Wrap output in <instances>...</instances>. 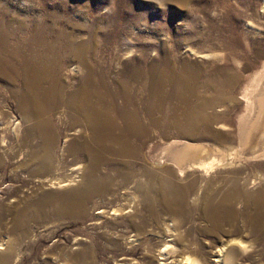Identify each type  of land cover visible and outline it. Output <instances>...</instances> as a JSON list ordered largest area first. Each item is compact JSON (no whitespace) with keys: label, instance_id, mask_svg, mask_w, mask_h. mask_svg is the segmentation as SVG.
Instances as JSON below:
<instances>
[{"label":"rangeland","instance_id":"1","mask_svg":"<svg viewBox=\"0 0 264 264\" xmlns=\"http://www.w3.org/2000/svg\"><path fill=\"white\" fill-rule=\"evenodd\" d=\"M28 36L36 44H52L56 76L66 90L86 82L94 68L120 105L121 90L129 93L149 140L142 144V158L116 161L107 155L101 169L112 179L116 167L128 172L151 166V153L173 139L194 145L189 151L191 161L228 157L244 164L250 177L253 164L260 173L264 170V118L243 147L236 126L245 109L240 98L243 88L264 62V0H0V55L7 57ZM0 66V240L11 237L16 242L9 264H173L180 260L179 253L186 252L204 264H214L213 251L226 239L239 237L247 243L257 242L247 249L232 244L228 250L234 248L233 263L264 264V219L257 237L250 232L240 202L234 207L237 215L231 225L217 227L205 219L207 176H202L205 179L190 203L187 222L174 237L179 253L166 259L157 254L161 245L158 234L165 233L163 221L167 223L173 216L160 215L156 203L151 205L154 216L144 212L156 216L149 219L152 225L148 226L154 234L142 238L149 241L148 255L142 245L128 249L123 239L114 237L117 215L112 209L117 202L109 194L110 200L101 194L94 196L82 211L78 207H72L73 213L59 211L63 195L70 190L42 185L39 176H31L22 164L29 157L27 128L31 122L24 120L20 98L13 91L24 87L21 82H9L11 77H5L8 66ZM229 75L235 80L227 89L221 84L223 76ZM180 78L188 79L182 82L184 89H196L209 101L204 111L209 119L198 128L183 115L169 111V96L179 87ZM160 79L166 82L164 88ZM207 82L211 86L204 87ZM155 89L161 90L164 110L153 105L146 109L143 104V98L147 101ZM58 135V144L68 146L61 128ZM234 150L244 151L243 156H263L231 159L237 155ZM170 160L166 158L165 165L176 170V163ZM199 174L190 169L188 178ZM80 175L74 184L82 181ZM255 182L253 188L260 185ZM98 210H104L106 218ZM0 247L1 253L5 245Z\"/></svg>","mask_w":264,"mask_h":264},{"label":"bare ground","instance_id":"2","mask_svg":"<svg viewBox=\"0 0 264 264\" xmlns=\"http://www.w3.org/2000/svg\"><path fill=\"white\" fill-rule=\"evenodd\" d=\"M42 44H36V41H32L31 36H28L15 50L10 51L14 54L6 53L7 57L0 55V65L8 66L6 69L9 74H5V77H11L9 82H21L24 87L13 91L20 98L24 120L31 122L27 128L29 157L22 164L31 176H39L42 185L68 187L70 190L68 194L63 195V205L59 207V211L73 213L72 207H78L77 211H82L94 196L101 194L109 200L112 196L117 202L112 209L117 215L114 221V237L123 239L128 249L142 245L148 255L151 248L146 242L149 241L142 238L155 232L148 226L152 225L149 219L155 215L151 205L156 203L155 207L160 211V215L164 212V215L168 213L173 216L167 223L163 221L165 233L158 234L161 245L157 254L166 259L168 255H175L178 251L174 237L178 234L177 230L182 229L187 222L191 211L190 203L196 200L201 189L200 182L205 179L202 176H207V185L203 191L205 219L217 227L231 225L237 215L234 207L240 202L245 209L244 217L250 232H254L255 237L260 235L264 219V170L260 173L256 164H253L250 177L244 164L232 162L228 157L194 162L191 161L189 152L194 145L181 139H173L151 153L154 160L151 166H140L139 169L134 168L128 172L116 167V177L113 179L106 171H102L101 164L107 161L109 154L115 157L116 161L142 158V144L145 139L149 140V131L138 119V110L134 109L129 93L121 90L123 101L120 105L121 101H116L108 85L96 76L94 68L90 69L92 73H89L86 82L79 83L74 90L69 89L70 92L66 90L65 85L56 76L57 61L53 58V50L49 46L52 44L41 46ZM41 47L46 52H43ZM71 48L73 49L72 46ZM92 77L97 78L95 83L91 81ZM186 80L188 79L180 78L179 87L170 93L168 107L169 111L177 116L183 115L192 127L198 128L200 123H206L209 119L205 117L204 112L209 101L196 89H184L182 82ZM234 80L232 75L223 76L221 85L228 89ZM159 82V86L164 88L165 80L160 79ZM214 85L218 86L216 83H213ZM203 86H211V83L207 82ZM162 96L161 90L155 89L147 101L143 98V104L146 109L152 108L153 105L164 110ZM240 98L245 102V109L237 117L236 126L238 142L243 147L250 141L253 131L258 130L264 118V62L244 86ZM59 128L62 129L65 143L69 141L68 146L58 144ZM73 133L77 136L71 137ZM36 138L40 139L38 143ZM236 152L237 155L229 158L239 155L242 160L243 157L251 159L263 156H243L244 151ZM166 158L176 163V170L165 165ZM158 166L161 168L156 169ZM190 169L198 170L200 177H194L193 174V179L188 178ZM77 175L82 176V181L74 184ZM209 175L211 176L208 177ZM254 182H260V185L253 188ZM250 209L252 213H249ZM144 212L153 214L152 218ZM96 213L101 218H106L104 210H98ZM155 218L156 216L153 219ZM243 240L240 237L226 239L213 251L215 255L212 263L234 264V248L228 250L232 244L247 249L252 246L250 243L257 242L250 240L251 242L247 243ZM15 243L11 237L0 240V245H5L0 253V264L11 262ZM179 256L180 260L173 264H204L200 258L189 252L179 253ZM129 264L134 263L132 261Z\"/></svg>","mask_w":264,"mask_h":264}]
</instances>
